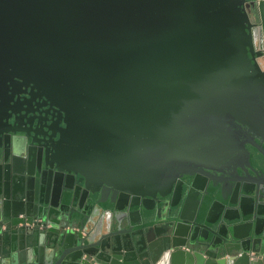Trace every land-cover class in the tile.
I'll return each mask as SVG.
<instances>
[{"label": "water", "instance_id": "obj_1", "mask_svg": "<svg viewBox=\"0 0 264 264\" xmlns=\"http://www.w3.org/2000/svg\"><path fill=\"white\" fill-rule=\"evenodd\" d=\"M256 54L244 0H0L65 123L0 117V264H264Z\"/></svg>", "mask_w": 264, "mask_h": 264}, {"label": "flooded vegetation", "instance_id": "obj_2", "mask_svg": "<svg viewBox=\"0 0 264 264\" xmlns=\"http://www.w3.org/2000/svg\"><path fill=\"white\" fill-rule=\"evenodd\" d=\"M246 14L254 37L253 51L257 54L255 58L262 71H264V55L261 47L264 42V34L262 22L257 17L253 0H244ZM253 45V44H252ZM37 77L33 73H21L18 75L14 72H0V117L7 118L12 121V118L18 119L29 118L31 120H39V123L50 122L54 120L53 128L59 130L64 127L65 123L60 117V113L55 111L53 103L45 96L43 87ZM225 124L221 126L218 135L224 133L231 134L235 137L236 127L222 119ZM57 138V135L54 136ZM238 138V137H237ZM249 158H254L253 151H250L247 145ZM226 162V161H224ZM228 162V161H227Z\"/></svg>", "mask_w": 264, "mask_h": 264}, {"label": "built area", "instance_id": "obj_3", "mask_svg": "<svg viewBox=\"0 0 264 264\" xmlns=\"http://www.w3.org/2000/svg\"><path fill=\"white\" fill-rule=\"evenodd\" d=\"M260 1L261 0H253V5H254V7H255V12H256V14H257V17L260 19ZM261 20V19H260ZM261 22V21H260ZM250 34H251V39H252V46L254 47V37H253V33H252V30H251V32H250ZM261 51H262V53H263V55H264V46L262 45V47H261Z\"/></svg>", "mask_w": 264, "mask_h": 264}]
</instances>
